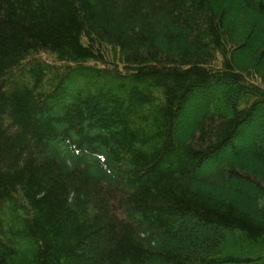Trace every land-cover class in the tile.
Wrapping results in <instances>:
<instances>
[{"label":"trees","instance_id":"1","mask_svg":"<svg viewBox=\"0 0 264 264\" xmlns=\"http://www.w3.org/2000/svg\"><path fill=\"white\" fill-rule=\"evenodd\" d=\"M0 264H264V0H0Z\"/></svg>","mask_w":264,"mask_h":264}]
</instances>
